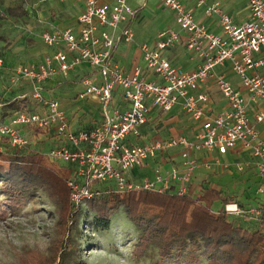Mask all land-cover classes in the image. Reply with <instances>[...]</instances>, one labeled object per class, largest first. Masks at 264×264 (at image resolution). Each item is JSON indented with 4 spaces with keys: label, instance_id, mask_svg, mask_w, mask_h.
I'll return each mask as SVG.
<instances>
[{
    "label": "built area",
    "instance_id": "1",
    "mask_svg": "<svg viewBox=\"0 0 264 264\" xmlns=\"http://www.w3.org/2000/svg\"><path fill=\"white\" fill-rule=\"evenodd\" d=\"M184 1L205 6V14L217 18L221 33L213 34L197 23ZM159 2L174 15L177 30L161 31L152 44L139 46L144 71L153 79H147L139 66L131 74H125L113 60L118 43L133 41L129 27L119 29L136 16L128 0H114L112 6L99 0H83V9L75 20L77 29L56 27L41 34L42 44L54 49L52 54H46L39 64L28 63L13 69L12 81L30 86L29 93L20 98L30 99L36 109L19 111L0 124V152L4 151V141L16 152L27 150L29 141L24 130L28 128L57 133L65 143L50 148L46 156L72 167L66 186L74 207L84 206L87 200L99 196L95 184L111 185L117 193L172 191L183 196L201 165L194 153L224 155L236 148L247 153L259 180L257 193L264 195V140L248 115L250 103L264 101V75L260 71L264 69V0H247L250 17L242 24L234 22L219 4H208L207 0ZM181 36L190 59L197 62L193 71L175 67L163 56ZM225 64H229L237 77L239 88L223 75L215 74V69ZM84 65L91 73L80 79L77 97L96 99L101 119L91 129L73 133L61 103L44 96L43 84ZM3 66L0 58V71ZM210 81L224 102V108L218 112L211 108L210 96L199 92ZM115 93H119L123 108L111 105ZM174 108L199 124L193 137L139 143L144 137L141 128L148 123L150 111L168 113ZM254 118L256 123H261L264 114L258 113ZM176 147L181 148L179 163L169 166L163 174L156 169L152 176L131 178L134 170L143 168L148 160ZM225 212L258 220L262 209L240 208L231 203L225 206Z\"/></svg>",
    "mask_w": 264,
    "mask_h": 264
},
{
    "label": "trees",
    "instance_id": "2",
    "mask_svg": "<svg viewBox=\"0 0 264 264\" xmlns=\"http://www.w3.org/2000/svg\"><path fill=\"white\" fill-rule=\"evenodd\" d=\"M6 15L10 19L24 18L25 13L15 7L7 8ZM56 27V23L50 22L45 31ZM37 43L43 54H52L54 51L40 40ZM12 69L4 62L0 76L4 72L11 73ZM27 87L29 85L17 94L11 91L5 102L0 103L1 123L7 122L19 111L33 110L29 107L30 99L20 98L29 93ZM48 97L61 103L58 97ZM51 132L33 128L24 130L29 145L27 150L21 152H13L5 141L2 143L0 220L17 212L41 191L57 207L56 226L62 234L50 255L28 250L18 256L17 264H85L75 259L78 243L71 236L72 232L78 231L79 214L86 213L91 218L90 224L94 231L105 232L110 229L120 210L124 211L126 222L136 234L132 247V256L136 260L153 250L157 258L150 264H264V203L249 205L262 209L258 220L229 215L225 212L227 204L248 207L207 184L197 187L190 182L183 196H177L172 191L162 194L117 193L111 185L95 184V189L100 191L99 196L87 200L84 206L74 207L70 204L68 220L64 222V184L71 177L72 167L68 165V169H61L54 161L51 162L46 156L50 146L46 152H42L43 142L60 137ZM34 141L39 144L37 149L32 148L31 143ZM156 157L154 163L159 167L162 161ZM2 164H7V167L4 168ZM217 202L221 207L216 210L214 205Z\"/></svg>",
    "mask_w": 264,
    "mask_h": 264
},
{
    "label": "crops",
    "instance_id": "3",
    "mask_svg": "<svg viewBox=\"0 0 264 264\" xmlns=\"http://www.w3.org/2000/svg\"><path fill=\"white\" fill-rule=\"evenodd\" d=\"M43 1H45V6L47 7L48 12L47 16L49 17L48 19H50V22L56 23L58 27L72 26L77 29L75 26V20L83 9V0H68L64 3L57 2L56 0ZM99 1L109 6H112L114 2V0ZM207 3L219 4L221 9L236 23L242 24L249 20L250 12L247 0H207ZM128 5L136 12V16L127 24V26L120 25L119 29L129 27L133 33V41L131 44L118 43L113 52V60L122 68L125 74H131L133 69L137 66L141 67L144 71L145 65L139 51V46L141 44H152L156 35L161 31L177 30L174 15L166 10L159 0H128ZM184 5L192 12L197 23L205 26L207 30L213 34L221 33L217 18L214 15H206L205 6H194L191 1H184ZM39 40L41 42L40 37ZM45 55L46 54L41 55L39 61L35 63H41ZM163 56L173 66L185 71H193L197 65L196 61L190 59V56L185 49L183 36H181L180 40L172 48L165 51ZM260 71L264 75V69H261ZM88 73H91V70L87 66H79L67 76L59 74L43 84L44 96L48 97L52 95L59 99L63 98L61 105L62 108H64L69 129L73 133L89 130L101 119L99 111L100 106L96 99L88 98L80 101L77 97L80 90L79 81ZM215 74L223 75L234 87L239 88L237 77L232 72L229 64L216 68ZM144 75L149 80L153 79V77L146 71H144ZM61 86H66V90H61ZM199 92H205L210 96V105L214 112H218L224 108V102L212 81L207 85L202 86L199 89ZM242 94L246 98L244 92H242ZM78 101L83 104L81 107L75 106V103ZM111 105L114 107H124L119 93L113 94ZM65 106L68 107L67 111H65ZM153 112L154 114H152ZM168 113L170 116L167 125H170V127L172 126L173 128H167L166 126L168 131H166L167 133L165 134L169 135L164 136L162 140L176 136H183L187 139H191L199 129V124L192 121L190 117L179 108H174ZM258 113L264 114V101L250 103L248 107L250 123L256 126L260 133V137L264 140V120L261 123H256L254 118ZM161 114L155 109L150 111L149 122L141 128V133L144 137L139 140V143H143L150 139L149 135H147L148 132H152L153 136L156 135V127L162 124V120L160 119ZM170 131L172 133H169ZM51 134H55V132H51ZM64 143L65 141L62 137H54L48 141L50 148L59 147L64 145ZM173 149H176L177 151L176 153H173V155L168 156L164 154V157H156V159L160 160V162L162 161V164H166L168 168L172 164L179 163L181 148L176 147ZM193 157L201 165L196 170L191 180V184L196 185L197 187L207 184L208 186H213L221 193L224 191V187L229 184L231 186L230 188L226 187V189H229L227 192H231L233 189H248V193L254 195L258 194L257 189L259 186V180L257 173L249 162L247 153L240 148L228 150L224 155H219L216 152L210 155H204L199 152L194 153ZM152 162H154V159L148 160L143 168L134 170L133 174L130 175L131 178L137 179L139 176H151V174L156 171L152 168ZM205 163L208 164L207 167L203 165ZM243 194L245 196L246 192H243Z\"/></svg>",
    "mask_w": 264,
    "mask_h": 264
},
{
    "label": "rangeland",
    "instance_id": "4",
    "mask_svg": "<svg viewBox=\"0 0 264 264\" xmlns=\"http://www.w3.org/2000/svg\"><path fill=\"white\" fill-rule=\"evenodd\" d=\"M57 2H67L56 0ZM19 7L26 16L24 18H9L6 15L7 8ZM49 9V8H48ZM47 7L43 0H0V58L13 69L19 65L38 62L43 51L38 45L39 37L50 26V19L47 16ZM13 69L11 73H1L0 76V103L5 102L8 94L13 91L17 94L19 90L26 87L25 82L12 81ZM66 87V86H65ZM61 86V90H66ZM30 90V86L26 88ZM14 96V95H13ZM62 97V96H61ZM63 102V98H60ZM81 101V100H80ZM78 101L75 106L81 107L83 104ZM29 107L33 110V102ZM68 107L65 106V111ZM64 111V108H63ZM1 112V105H0ZM154 114V112L152 113ZM68 115V114H67ZM169 113H162L160 119L162 124L155 129L156 135L148 132L150 139L162 140L168 136L167 121ZM3 122V121H2ZM1 124V122H0ZM167 126V128H166ZM170 128H173L172 126ZM152 129V128H149ZM148 131V130H147ZM169 133H172L171 131ZM36 141L39 137H36ZM48 139L41 146L42 152L49 148ZM32 148L37 149L35 141L31 143ZM13 151V150H11ZM14 152V151H13ZM176 149H168L165 155H173ZM53 162V161H51ZM61 169H68L69 166L63 162H53ZM153 169H158L163 174L168 166L152 162ZM5 168L7 164H2ZM154 175L153 173L151 176ZM227 184L226 187L230 188ZM226 187L222 191L223 195L233 197L236 202L245 206L251 204L264 203L263 194H250L248 189H233L227 192ZM64 214L63 221L67 222L70 208L69 190L64 184ZM243 192H246L245 196ZM225 193V194H224ZM251 195V196H250ZM221 207L220 203H215L217 210ZM73 209V208H72ZM57 207L52 204L45 194L41 191L35 194L34 199L28 201L21 209L13 214H9L0 220V264H17L18 256L25 251L35 250L47 256L56 247V241L62 235L56 226L58 215ZM78 231L72 232L71 236L78 243V250L75 259L85 264H150L157 258L155 251H147L144 257L136 260L132 256V247L135 243L136 234L134 228L126 222L124 211L120 210L113 219L108 231L97 232L91 227V218L85 214H79Z\"/></svg>",
    "mask_w": 264,
    "mask_h": 264
}]
</instances>
